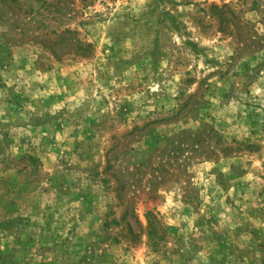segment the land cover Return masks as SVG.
<instances>
[{
    "label": "rangeland",
    "instance_id": "obj_1",
    "mask_svg": "<svg viewBox=\"0 0 264 264\" xmlns=\"http://www.w3.org/2000/svg\"><path fill=\"white\" fill-rule=\"evenodd\" d=\"M0 264H264V0H0Z\"/></svg>",
    "mask_w": 264,
    "mask_h": 264
}]
</instances>
